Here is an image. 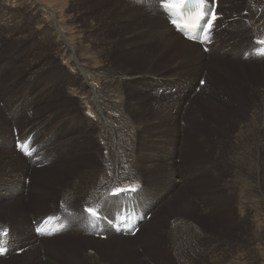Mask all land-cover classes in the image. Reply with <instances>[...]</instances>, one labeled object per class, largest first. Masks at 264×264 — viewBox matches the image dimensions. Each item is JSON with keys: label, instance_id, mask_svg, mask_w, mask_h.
Wrapping results in <instances>:
<instances>
[{"label": "bare ground", "instance_id": "obj_1", "mask_svg": "<svg viewBox=\"0 0 264 264\" xmlns=\"http://www.w3.org/2000/svg\"><path fill=\"white\" fill-rule=\"evenodd\" d=\"M19 1L21 4H24L26 7H28L29 4L32 7L34 6L37 7L39 6V4H41L37 0H19ZM145 1H153V2L158 1L157 4L154 3L158 7H160L161 3H164V6L161 8L162 12L159 9H157L158 8L157 6H155L154 8L155 12L147 11L145 5L148 3H145ZM171 1L172 0H133V2H131L130 5H128L131 6L133 9H135L137 12H139L142 17H139V20L134 21L129 28H126L123 31L122 30L118 31L117 34L118 39L125 44L144 43L145 46H147L148 48H153L154 50L153 52L149 51L146 55L144 54L136 55L135 51L133 50L132 54L134 59L142 60L145 62H151L155 57L156 51L163 53L164 52L162 51L163 49H167L170 46H176L179 47L180 49L173 52L175 53L173 57L171 55H168L165 58L167 59L166 61L167 63H171L168 61L169 60L173 61L174 58H177L178 60L179 58L184 57L185 53L191 55L192 57L190 58H192V60L197 61L195 60L197 57L202 58L206 56L204 53H202V50L206 49V45L208 44L207 47L210 56L212 55L214 56L213 61L212 60L209 61L208 63L209 65L212 62H217V64L218 62L223 64L227 63L230 66H235V64H239V65L250 64L247 63L248 60L244 55L245 53L242 50L240 49H238L237 51L233 50L230 48L231 44L229 42L228 43L220 42L218 40L220 39L219 38L220 36L218 34L217 35L215 34V36H213L214 35L213 31L216 28H218L220 25H222L224 28H227V31L230 36H232L231 33L235 35L237 33V30L236 27L232 25V23L234 22L232 20L233 18L224 20L223 18L226 17L218 18L215 14L216 16L215 22L212 24L208 32L207 40L205 42H201V40L198 39L196 42H190L188 40H185L183 35L180 32H177L170 23V19L172 18V16L167 12L165 8V4ZM207 1H210L209 3L210 5H212V0H205L206 4ZM253 3L256 4L252 5ZM119 4L120 2H116V4L113 3L111 5L110 10H106L105 13L102 14L99 20L94 17L96 19L94 23L93 21L95 19L90 18V16H88L86 20H84L83 23H85L87 27L86 29L80 31L86 33L89 42L91 43L93 37H98V36L101 37L99 42L95 41V44H98V46L94 45L96 47L95 49L89 48L88 45L84 44L81 40H79V38L76 36L73 30L71 33L68 32L69 29L77 28L76 22H79V20L76 21L69 20L65 15L62 14V12H59V10H57L58 12H56L55 9L53 10L50 8V10H52V12L55 15L54 16L55 22L53 23V25L49 27V29H45L42 31V26H39L38 30L36 28L37 31H40L39 36H41V34L45 36L44 37L45 44L50 45V47L47 49L50 50L54 49L57 58L58 59L60 58L61 61L65 60L66 63L68 64L65 70L67 71L66 73H68V76L71 79H67V78L64 79L65 91L62 89L64 91L63 94L59 93L58 95L54 93L52 95H49V98H52L54 103L57 102L59 105L57 107H54L57 108L56 110L50 112V109H48L46 110V112L41 113L38 118L37 111L39 110L38 109L33 110L31 107V104L37 102V100L31 99L30 97L27 98V96L25 98L27 100H25L23 98L25 94L22 95L12 94L14 98L12 97V95L11 97L9 96L7 101L4 100L6 101L4 105L2 104L3 100L0 101V107L2 109L4 108L3 111L2 109H0V129H4L6 127V129L0 131V134L3 136L11 135L12 136L11 140H14L12 135L14 133L12 130L9 133L8 125L9 127L10 124H13L12 126H14V124L17 123L18 118L21 119L23 117L27 119V116L24 117L26 115L25 113L27 110L30 111L28 114L31 116V120H29L27 124H25L26 126L19 125L16 128L14 127L16 129V130L14 129L15 133H17L16 136H18L21 140L18 141V139H16L12 151L4 150L5 141L0 139V149L4 151V152L0 151V176H5L4 178H0V197L11 201H15L16 199H17L16 201L22 199L29 201L31 199L34 202H38L39 199L41 198L43 199L44 194L41 191L40 192L37 191V188L35 190L34 188L31 189L30 187H28L30 185V181L27 184L28 186L25 185V178L27 177L30 178L32 176L31 177L32 180H37L34 181L35 184L38 183L39 185L41 182L44 184L46 183V180L49 176V175L46 176V174L43 172L44 170L54 169L55 171H58V169L60 168L63 169L61 171L54 172V175L58 176L59 174L60 179L64 180L63 182H67L65 188L59 189L58 190L59 192H57L58 194L56 193L58 197L61 196L59 198V201H61V203L59 204V208L53 206V209L48 217H43L42 214L37 213V217H42V219L38 222V225L34 227L33 230L34 233L31 235H29V233L21 235L28 240L27 242L20 243L19 245L20 248H25V251L19 255H13V257L10 258L9 260L1 261L0 263L4 262L3 264H10L12 262H16L17 258L19 259L27 258L31 260V258L33 257V259H35V260L33 259L31 260L34 261L33 264H64L63 262L60 263L58 260L55 261L54 254L51 251L47 255L48 261L47 260L44 261L42 257L40 258L37 257L38 249L33 250L34 248H38L39 246L43 245L41 244L42 241H40V243L36 242L38 239L50 241L62 237L64 235L67 236L69 235L72 238L74 237L78 241H91L93 243L96 242L101 245L102 244L104 245L107 244L108 246L111 245L112 247L114 246L116 252H120V248H122L121 240L128 239L130 241L124 244L128 246L129 250L134 249L131 248L130 245L135 246V238L138 237L142 229L147 226L148 222H145L147 218L146 214L149 211H151L152 216L156 217V215L159 213L160 209L165 203L163 205H160L158 208L157 207L155 208V204H157L158 201H160V198L162 196H165L166 195L165 193L169 191V187L166 185V183H164V179L162 181L157 179L155 184H157L158 182L159 185H162L163 190L160 191V189H158L159 187L156 188L158 185L155 187L154 184L153 196L149 198L148 201L145 200L146 198L144 199L142 197L144 188L146 187L147 184H145L143 179L139 177L138 175L139 171L137 167L139 163L142 164L143 162L148 164V161L152 162L153 159L155 158V155L153 154L151 148L152 145L151 144H150L151 146L147 144L145 145V142L147 140H149L150 143L154 138H156L158 142H161L160 143L161 146L165 144L168 150L166 151L165 154H163V156L165 157L166 160H168L169 164H173V165H170L171 167L169 165H167L169 167H165V166L158 167L156 160H154L152 162V165L146 166L145 172L146 170H148V172L151 171L156 173L157 176H159V174L161 176L162 175L167 176L169 178V183L172 186L171 189L176 188L177 185L182 186L183 181H185L186 179V176L192 177L195 174L197 175L198 171L203 172L206 170V167L204 166V168L202 167L203 169L200 168L199 170H197L196 173H194V169H192L191 167L187 171L186 176H184L183 170L178 169L180 167L176 163L178 159L180 160V162L183 161L182 159L183 134L181 136V131L182 129L189 128V125L186 126L187 125L186 123H184L183 126L182 118H185L190 113L188 112V110L187 111L185 110L187 109V107L191 109L192 106L191 103L198 95L201 94L202 96L203 94H207V90L208 89L211 90L213 88V86L211 85L212 83L208 78V75L206 74L207 81H205L203 87H199L197 84L193 86L194 88H192V90L189 91L188 89L195 83V80L199 76L195 77L194 75L191 77L190 75H186L185 73H183L182 76L180 77L189 76V79H191V81L186 83L183 82V83L174 84L175 82L178 81L180 77H173L175 73L174 74H171L172 72L170 73V71H173L172 69L168 72L164 71L166 70L164 68L161 70L159 69V71L163 72V74L154 75L155 77L151 76L152 74L150 73H145L141 77L140 76L136 77L130 72H128L127 69L125 71L111 70L109 64L110 61L108 60V57L109 56L111 57L110 52L112 50L119 49L118 47H115L114 44L120 41L119 40L113 41L111 39L110 41L105 42L103 38L107 37L108 28H110L113 25L111 24L112 22H108L106 20L111 19V17L113 18L114 14L116 13L119 14V16L115 19L116 22H122V21L124 22L129 19V17L125 16V12L127 10L126 7L121 5L118 8ZM248 4H249V8L247 7ZM245 7L249 10V12L247 11V14L244 15L246 17H241V16L239 17L241 21L240 23L246 25V28L248 27L247 29H249L248 32L254 36V38L250 40L249 45L245 49L255 51L257 55L255 58H257L260 61H264V0H247L245 2ZM138 8L142 9L146 14H152V16L150 17L144 16L143 14L145 13L143 11H140ZM246 8L244 9L246 10ZM155 13H159L160 16L155 15ZM109 14H111L112 16L107 18ZM64 16L66 17L67 22L62 24L61 21ZM232 17H234V15ZM101 23L102 24L104 23V29L98 26ZM38 24L39 22L34 23V25H38ZM107 25H109V27ZM154 25H158L159 29H153ZM141 29H144V31H140ZM17 33L21 34L20 37L21 39L17 42L16 45L9 47L11 50H13L12 51L13 53H9V51L7 52L9 55L8 60L12 61V63L15 64L19 68V70L23 69L24 71H26L27 68H29L30 71H32L33 65L25 64L23 61H22L23 65H20V62L18 63L17 61V59H19L18 55L20 54L23 48L22 42L26 40L27 36L29 35V31L21 30V32L17 31ZM212 40L213 42L211 43ZM246 43L247 42L245 41V39H243V41L234 44L243 46ZM45 49L46 48H44V52ZM118 53L120 52L118 51ZM93 54H96V60L91 61L88 56ZM192 54H194L195 57H193ZM242 57L244 59H241ZM8 60H5L3 63H0V77L1 75L2 76L4 75L5 72L4 64H6V61ZM52 63L55 62L52 60L51 64ZM256 63L258 65L259 64L264 65V62L258 61ZM173 64L175 63L173 62ZM198 64H199V60H198ZM193 65H195L194 62H191L189 64V67ZM45 66L46 65L44 64H36L35 65L36 70L33 71V75H30V79L27 80H29V82L30 81L33 82L34 80L33 78L35 75L37 74L40 75L42 73H45L42 72L43 70L47 69V67L44 68ZM160 67H167V66H160ZM196 68L194 67V69H191V71L196 70ZM17 77L18 74L13 76L9 75L8 77L4 78V82L5 84L7 83L10 84L14 80H16ZM204 77L205 75L202 72V74L198 78L199 81L205 80ZM43 79L46 78L44 77ZM156 79L160 80V82L162 83L163 85V87H161L162 89H164L165 91H167L168 89V92L166 93H170L172 91H177V90L179 91V89L181 88V94H183V99L180 103L179 102L175 103L176 104L175 110L164 109L166 111L162 110L163 112L158 110V114L155 115V117H153L150 115L151 114L150 108L148 109L149 104H147V102L149 101V99L152 100V98H154L153 96L154 94L161 96V98H163L162 96L164 94L161 93L160 90L161 88L159 89L153 86L155 85V83L152 81H155ZM161 80L166 81L167 83L166 82L163 83V81ZM41 85H43L41 89L42 91H46L47 88H49V86H53L49 81L41 83ZM125 87L126 88L135 87L136 90L133 93L128 94L124 91ZM195 87L196 88L198 87L199 89L197 90ZM1 89H6V87ZM156 89L157 91H155ZM194 89L196 92H200V94L198 93V95H196L192 99L190 105H188L186 103V98L191 95V92H193ZM19 90L21 89H18V91ZM187 90L189 92H187ZM250 92L252 93V96H254L259 92V90L256 87H254ZM27 93L28 92H26V94ZM75 98L78 100V102H76ZM140 98L144 99V101L138 100ZM1 99L2 98H0V100ZM48 103H50L49 100ZM73 105H77V108L71 110L72 112L67 113L63 111L65 109H68L70 106H72L71 109H73ZM133 109L135 111H146V112L148 111L149 119L143 118L136 121H132V119H130L132 124L136 125V128H140V131L141 129H144L146 125H148L149 130L152 131V136H147V135L139 136L140 142L138 146L140 147L141 150H144L143 153L141 152L140 160H137V158L135 157L134 148L130 144L133 135L131 133V130L124 129L125 128L124 126L128 124L124 125L123 126L124 128L119 130H120V135L128 136L129 142L124 139L120 142H111V139L115 136V135L113 136L111 132L102 138L97 135L98 133H100L97 131L98 128L100 127V123L109 125V127H113L115 121L117 120V122L124 124L126 122V118L122 116L123 111H126L125 113L128 114V111ZM19 113L21 115H19ZM117 113H119L120 115L119 114L117 115ZM68 114H70V116H68ZM18 115L19 117H17ZM42 115H45L46 119L42 118ZM162 116L166 117L167 119L165 120L170 121L171 124H175V127H173L171 130L169 129L163 130L162 128L164 127L158 126V122H156L155 124L150 123L152 119L157 118L159 119V123L162 124L163 120L161 119H164L162 118ZM249 116L251 117L249 121L245 119L241 122V125L243 127L240 129V133L238 135V138L236 139L237 144L232 145L234 148H230V150L224 155L223 158L224 165L222 169L224 171H228V173H233L234 179L227 181L230 187H234L238 181L240 182V188L238 193L239 199H237V206H238V210L241 212L242 211L245 212V208H247L246 214H250L251 209H256V210H252L253 213L257 212V209L260 210L262 206H264L260 204L261 202H264V199H261L262 201L257 200V196L260 192V189L264 188V185L263 186H261L262 184L259 185L260 183L258 181V179H262V178L264 179V176H262L264 172V165L263 162H262L263 167L261 164H258L259 165L258 166L256 163L257 161H261L262 159L264 160V150H263L264 138H260L261 136L258 132L259 130L261 131V129H264V118L258 103H256L255 101H252V111ZM93 120L96 121L97 123L93 122ZM70 122H72V125H69ZM75 122L76 124H78V126H76ZM84 127H85V131L87 132L86 133L87 136L81 145L84 146L86 144V148L92 150L93 151L92 153H95V157H94L95 162L91 163L90 161L92 165L87 169V171L84 174L85 175L84 177L72 179L71 173L67 174L66 172L67 167L63 164V161L72 151L71 143L74 146L76 144L75 139L77 140V137L74 134L79 136L78 132H84ZM118 127H120V125ZM148 127L146 128V130H148ZM154 127H156V129H153ZM10 129L12 128L10 127ZM173 130L177 131L176 136L171 135V132ZM41 131L44 132V135H40ZM90 135H92V138H90ZM30 137H32V139L35 140V142L32 143V145L29 147V153L24 154L21 153L20 149L17 150L18 148L17 145L20 144L23 146L26 139ZM102 140H105V142H102ZM178 143L180 144L179 145L180 148L178 146ZM94 144L96 145V147H93ZM223 144L224 143L219 141L218 147H215L214 145V147L217 149L213 155L211 154L212 158H216ZM160 148L161 147H157L156 151L158 152ZM240 149H242V152L236 154L235 152L239 151ZM245 149H249L252 152V154L251 155L248 154L249 156L242 158L246 154ZM80 151L81 153H84L86 150L85 149L79 150V152L76 153L77 156H80ZM206 151L209 155L211 148L210 150H206ZM3 153L9 155L10 157L2 156ZM147 153H151L148 159H146ZM261 153L263 154L262 158H260ZM76 154H74V158L77 157ZM229 155L239 158V163H238L239 166L231 162H229V164L233 165V168H229L230 166L228 167L226 165V163H228L229 161ZM171 157H173V159H170ZM242 159L246 166L247 169L246 171L243 170ZM42 164H44L45 166L44 165L41 166ZM61 164L63 166H60ZM162 167H164L166 170H163ZM247 167L250 169H248ZM222 170L219 169V173H224V171L221 172ZM247 172H249L255 178L248 179L246 177ZM13 173H19L21 175L14 178L13 180H9L8 177H10ZM171 176L173 177L175 176L174 179H172ZM240 177H242L243 180H241ZM144 180L146 181L147 179ZM201 182L203 183V181ZM14 187L18 189L19 194H22L21 196H17L16 198H13L15 192ZM117 190H123V191H117ZM26 191H28L27 192L28 197H24L23 195V193ZM255 191H259V192L254 194ZM254 197L256 198V203L251 207L249 206L250 205L249 202L253 201ZM108 200H112V201L106 203ZM79 202L80 204H82V206L77 207L78 205L77 203ZM186 206L190 207L191 205L189 203L188 205L186 204ZM88 209L92 210V212H89ZM100 209L102 210L101 212H99ZM62 210H67L68 213H65L66 216H68L70 212H73L72 218H74L75 221L73 222V224L72 222H68L72 220H69L68 218L66 219V217H64V219L62 220V217L60 216ZM203 211L209 213L210 209L209 208L203 209L202 212ZM134 212H136L139 216H141L144 219V221L140 223V225L137 227V229L134 232L131 233L117 232L109 225L110 220H112L113 222L111 224L116 225L117 228L124 227L126 225V219L128 217H132V214ZM136 218L138 219L137 216ZM238 218L239 220H241L240 216ZM99 220H102L103 222ZM86 221L90 225L87 224L85 226ZM177 221H179L180 223L184 222L186 225L177 224ZM191 221L192 220L183 217H173V220L171 222L172 226L169 229V233L175 230L178 231L177 233L172 234L171 240L167 239V241L169 242V249H170L169 251H173L174 253L173 256L177 257L175 259H177L179 264H181L182 262L188 263V260L187 259L185 260V258L195 257L199 253V250L202 249V248L199 249V244H202L203 239L207 238V235L205 234L202 235L199 233V232L202 233V230L198 229L194 225L195 223L193 224V222ZM43 222H45L47 225L53 224V227L57 228L58 230L54 231L53 234L47 232L44 235L41 234L36 235L35 230ZM252 226L251 227L254 228L253 230L254 236L256 237L260 232V229H256L257 225L255 223H253ZM4 228L6 227L0 225V236H2L3 232L6 230V229L4 230ZM100 228H102L105 232H109L108 234L109 236L102 237L100 234H105V233L99 234L97 231ZM69 231H71L72 234H67ZM97 234L100 236H96ZM223 243L229 244L227 242H223ZM0 247H1L0 250L4 248V246L2 245H0ZM136 248H138V246ZM213 251L211 249H207L208 252L207 255L208 254L209 256L211 255L210 260H212L215 257L216 252L214 251L215 252L214 253ZM12 253L14 252L11 251L10 253V251L7 250L5 254L1 255L0 257L8 256L9 254ZM94 254H92L91 252L85 253V258L83 263L100 264L99 262L96 261L95 259L96 256ZM186 254H188V256ZM166 255L170 256V253L169 254L167 253ZM236 255L239 257L235 259L237 260L241 259L242 261L240 262L237 261L235 262V264H244L245 258L242 256L240 257L239 254ZM149 262L151 264H155L154 261L152 262L150 260ZM212 262L213 261H211V263ZM260 264H264V262H261Z\"/></svg>", "mask_w": 264, "mask_h": 264}, {"label": "rangeland", "instance_id": "obj_2", "mask_svg": "<svg viewBox=\"0 0 264 264\" xmlns=\"http://www.w3.org/2000/svg\"><path fill=\"white\" fill-rule=\"evenodd\" d=\"M37 1L41 3L39 4V6L32 7L29 4V6L26 7L24 4H21L19 0H0V63H3L5 60L9 59L8 58L9 55L7 52L9 51V53H13L12 52L13 50H11L9 47L16 45L17 42L21 39L20 38L21 34L17 33V31L21 32V30H26L29 31V35L27 36L26 40L22 42L23 48L20 54L18 55L19 59H17V61L18 63L20 62V65H23L22 61L25 64L33 65L32 71H30L29 68H27V70L24 71L23 69L19 70V68L15 64H13L12 61L10 60L6 61V64H4L5 65L4 75L3 76L1 75L0 77V98H2L0 101L3 100L2 104L4 105V103L8 100L9 96L11 97L12 94H17V95L25 94V96L23 97L24 99L27 96V98L30 97L31 99L37 100V102L30 104L33 110H37V109L39 110L37 111L39 118L40 114L46 112V110L50 109L51 112L57 109L54 107L59 106L58 103L57 102L54 103L53 99L49 98V95H52L54 93L58 95L59 93L63 94V92L65 91L64 79L65 78L71 79L69 78L68 73H66L67 71L65 70V68L68 66L66 61L65 60L61 61L60 58L59 60L57 58L54 49L51 50L47 49L50 47V45L45 44V40H44L45 36L42 34L41 36H39L40 31H37L39 26H42V31H43L45 29H49V27L53 25V23L55 22V17H54L55 15L52 12V10H50V8L53 10L55 9L56 12H58L57 10H59V12H62V14L65 15L69 20L72 21L79 20V22H76L77 28L69 29L68 32L71 33L73 30V32H75L79 40H81L84 44L88 45V47L92 49L93 48L95 49L96 48L95 46H98V44H95V41L99 42L101 37L100 36L93 37L90 43L86 33L80 31L86 29L87 25L83 22L84 20H86L88 16H90V18L95 17L96 19L99 20L102 14H104L106 10H110L111 5L113 3L116 4V2H120L118 8L121 5L126 7L127 10L125 12V16L129 17L127 21L116 22L115 19L119 16L118 13L114 14L113 18L111 17V19L106 20L108 22H112L111 24L113 25L110 28H108V33L104 32L107 33V37L103 38L105 42L110 41L111 39L113 41L119 40L117 37L118 31L120 30L123 31L124 29L129 28L134 21L139 20V17L142 16L131 6H128L131 4V2H133V0H37ZM217 1L219 7L217 4V8L215 10L216 16L218 18L226 17L223 18L224 20L233 18L232 20L234 22L232 23V25L236 27L237 33L235 35L231 33L232 36H230L227 31V28H224L222 25H220L218 28H216L213 31L214 34L213 36H215V34L216 35L218 34L220 36L219 37L220 39H218L220 42H227V43L229 42L231 44L230 47L231 49L236 51L238 49L242 50L245 53L244 55L248 60L247 63H250L251 65L235 64V66H230L227 63L223 64L219 62L218 64L217 62H212L209 65L208 64L209 61L211 60L213 61L214 56L213 55L210 56L208 47H206L205 50H202V53H204L206 56L202 58L197 57L195 59L197 61L192 60V58H190L192 56L189 55L188 53H185L187 55L184 54V57L179 58L178 60L177 58H174L173 61L172 60L168 61L171 63H167L166 62L167 59L165 58L168 55H171L173 57L175 55V53L173 52L180 49L179 47L176 46H170L167 49H163L162 50L164 51L163 53L156 51L154 59L151 62H145L142 60L134 59L132 51L134 50L136 55L139 54L146 55L149 51L153 52L154 51L153 48H148L147 46H145L144 43L125 44L122 43L120 40H119L120 42H116L114 44V46L118 47L119 49L112 50L110 52L111 57L110 56L108 57V60L110 61L109 64L111 70L125 71L127 69L128 72H130L136 77L137 76L141 77L145 73H150L152 74L151 76L163 74V72L159 71V69L161 70L163 68L166 69L164 70L166 72L172 69L174 72L170 71V73L171 72H172L171 74L175 73L173 77H180L182 76L183 73H185L186 75H190L191 77L194 75L195 77L196 76L200 77V75L203 72L205 75L204 77L205 80L199 81L198 79L199 77H198L197 78L198 80L196 79L195 83L188 89L189 91L192 90V88H194L193 86L197 84L199 87H203L205 81H207L206 76L208 75V78L210 79L213 88L211 86L212 89L211 90L208 89L207 94H203L202 96L200 92H196L194 89V91L191 92V95L186 98V103L190 105L192 99L196 95H198V93L200 94L191 103L192 104L191 109L187 107V109L185 110V111L188 110V112L190 113L185 118H182L183 126L184 123H186L187 124L186 126L189 125V128L182 129L181 131V136L183 134V140H182L183 161L180 162V160L178 159L176 163L180 167L178 169L183 170L184 176H186L187 171L191 167L192 169H194V173H196L197 170H199L200 168L202 167L204 168V166L206 167V170L203 172L198 171V174L197 175L195 174L192 177L186 176V179L185 181H183L182 186L177 185L176 188L171 189L172 186L169 183V178L167 176L164 175L161 176L160 174L159 176H157L156 173L151 171L148 172V170H146L145 172L146 166L152 165V162L154 160H156L158 167L159 166L169 167L170 165H173V164H169L168 160H166L165 157L163 156V154H165L166 151L168 150L165 144L161 146L160 145L161 142H158L156 138H154L150 143L149 140H147L145 142V145L146 144L149 146L152 145L151 148L153 154L155 155V158L153 159L152 162L148 161V164L143 162L142 164L139 163L140 165L138 164L137 167L139 171L138 175L140 178L143 179L145 184H147L146 187L144 188L142 197L144 199L146 198L145 200L148 201L149 198L153 196L154 184L157 179L161 181L164 179V183H166V185L169 187V191H167V193H165L166 195L162 196L160 198V201H158V203L155 204V208L156 207L158 208L159 205H163L165 203L160 209L159 213L156 215V217L152 216L151 211L147 210L149 211L148 213L150 217L146 218L145 220V222H148L147 226L144 227L140 232V234L138 235V237L135 238V246L130 245V247L134 249L129 250L128 246L124 244L130 241L128 239L121 240L122 248H120V252H116L114 246L112 247L111 245L108 246L106 244L107 245L106 246L104 244L101 245L99 243L96 242L93 243L91 241H78L74 237L72 238L69 235L68 236L64 235L62 237L50 241L38 239L36 242L40 243V241H42L41 244H43L42 246L33 249V250L38 249L37 251L38 258L42 257L44 261L46 260L48 261L47 255L51 251L54 254V258H55L54 260L55 261L58 260L60 263L63 262L64 264H85L83 263L85 258V253L91 252L92 254L95 253L94 254L96 256L95 259L100 264H151L149 262L150 260L152 262L154 261L155 264L156 263L179 264L177 259H175L177 257L173 256L174 254L173 251H169L170 250L169 242L167 241V239L171 240L172 234L178 232L177 230H175L169 233V229L172 226L171 222L173 220V217H183L192 220L191 222H193V224L195 223L194 225L198 229L202 230V233L201 232L199 233L202 235L203 234L207 235L206 239L208 240L203 239L202 244H199V249L202 248L201 250H199V253L195 257L185 258V260L186 259L188 260V263L182 262L181 264H221V263L235 264V262L237 261L238 262L242 261L241 259L238 260L235 259L239 257L236 254H239L240 257L242 256L245 258L244 264H260L261 262H264V206H262L260 210L257 209V212L254 213L252 212V210H256V209H251L250 214H246L247 208H245V212L239 211L237 206V199H239L238 193L240 188V182L238 181L234 187H230L227 181L234 179L233 173H228V171L222 170L224 165L223 163L224 155L230 150V148H234L232 145L237 144L236 139L238 138L240 129L243 127L241 125V122L245 119L248 121L251 119L249 115L252 111V101L258 103L264 118V65L259 64L260 65L259 66L256 63L258 61L259 62H264V61H260L257 58H255L257 56L255 51L245 49L249 45L250 40L254 38V36L248 32L249 31V29H247L248 27L246 28V25L240 23L241 21L239 19L240 16L246 17L244 15L247 14V11L249 12V10L245 7V2L247 0H217ZM145 3H148L145 5L147 11L155 12L154 8L157 5H155L154 3L157 4L158 1L155 2L145 1ZM162 4L163 3L160 4V7L157 6L158 7L157 9H159L160 11L162 8ZM255 4L256 3H253L252 5ZM247 7L249 8V4L247 5ZM244 8H246V10ZM139 10L143 11L142 9ZM143 15L149 17L152 16V14H146V13ZM155 15L160 16L159 13H155ZM233 15L234 17H232ZM65 16L62 18L63 21V22L61 21L62 24L67 22ZM110 16L112 15L109 14L107 18H109ZM96 19L93 21V23L96 21ZM36 22H39V24L34 25V23ZM98 26L104 29V23L103 24L101 23ZM107 26L109 27V25ZM153 29H159V26L154 25ZM140 31H144V29H141ZM243 39H245V41L247 42L245 45L242 46V45L234 44L243 41ZM212 42L213 40L211 41V43ZM44 48H46L45 52H44ZM118 51L120 53H118ZM192 55L193 57H195L194 54ZM88 57L91 61L96 60V54L89 55ZM241 59L244 58L242 57ZM52 60L55 63L51 64ZM198 60H199V64H198ZM173 62L175 64H173ZM191 62H194L195 65L189 67V64ZM36 64H44L46 65L44 68L47 67V69L42 71L45 73H42L40 75L38 74L35 75L33 78L34 79L33 82L32 81L29 82V80L27 79H30V75H33V71L36 70L35 67ZM160 66H167V67H160ZM202 66L204 67V70ZM194 67L195 68L197 67L196 70L191 71V69H194ZM16 74H18L16 80H14L10 84L8 83L5 84L4 78L8 77L9 75L13 76ZM44 77L46 79H43ZM46 81H49L53 86H49V88H47L46 91H42L41 89L43 85H41V83H44ZM189 81H191V79H189V76H184V77H180L178 81L175 82L174 84L183 83V82L186 83ZM152 82L155 83V85H153L154 87H157L159 89L163 87L160 80L156 79L155 81ZM165 82L166 81H163V83ZM4 86L6 87V89H1V88H5ZM254 87H256L259 90V92L254 96H252V93L250 91ZM125 88L124 91L128 94L133 93L136 90L135 87H127L126 89ZM18 89L21 90L18 91ZM196 89L198 90L199 88L197 87ZM160 90L161 93H164L162 96L163 98H161V96L157 94H154L153 95L154 98H152V100L149 99V101L147 102V104H149V106L147 105L148 109L150 108V113H151L150 115L153 117H155V115L158 114V110L160 111L164 109L175 110L176 108L175 103L177 102L180 103L183 99V94H181V88L179 89V91L178 90L172 91L170 93H166L168 92V89L167 91H165L162 88ZM188 90L187 92H189ZM240 90H242L243 92ZM155 91H157V89ZM26 92L28 93L26 94ZM12 97L14 98L13 95ZM48 100L50 103H48ZM75 100L76 102H78L76 98ZM138 100L144 101V99L142 98ZM71 108L72 106H70L68 109H65L63 111L67 113L72 112L71 110L76 109L77 105H73V109ZM0 109L2 108L0 107ZM29 112L30 111L27 110L25 113L26 115L24 116V117L27 116V119L23 117L21 119L18 118L17 123L14 122L15 123L14 126H12L13 124H10V127L12 129H10L8 125L9 133L11 132V130L14 133L12 134L14 140H11L12 137L11 135L3 136L0 134V139L5 141L4 150L12 151L16 139H18V141L21 140L18 136H16L17 133H15L14 129L19 125L26 126L25 124H27V122L31 120V116L28 114ZM125 112L126 111H123L122 114V116L126 118V122L124 124L117 122V120L115 121L116 124L114 123L113 127H109V125L100 123V127L97 130L100 133H98L97 135L102 138L111 132L113 136L114 135L116 136V137L114 136L111 139V142H120L123 139L129 142L128 136L120 135L119 129L125 127L124 129L131 130V133L133 135L130 144L134 148L135 157L137 158V160H140L141 152L143 153L144 150H141L140 147L138 146L140 142L139 136L141 135L152 136V131L149 130V127L146 124H145L146 125L145 128L141 129L140 131V128H136V125L132 124L130 119H132V121H136L143 118L149 119L148 117L149 112L135 111L134 109L128 111V114ZM118 114L119 113H117V115ZM19 115L21 114L19 113ZM19 115L17 117H19ZM68 116H70V114H68ZM42 118L46 119V116L42 115ZM162 118H164L161 119L163 120L162 124L159 123V119L157 118L152 119L153 121L151 120L150 123L155 124L156 122H158V126L165 128V129L162 128L163 130H168V129L171 130L173 127H175V124H171L170 121L165 120L167 119L166 117L162 116ZM93 122L97 123L94 120ZM69 125H72V122H70ZM119 125L120 127H118ZM76 126H78V124H76ZM147 127L149 131L146 130ZM4 129H6V127ZM4 129H0V131H3ZM153 129H156V127H154ZM258 132L261 136L260 138H264V129H261V131L259 130ZM78 133L79 136L74 134L77 137V140L75 139L76 142L75 146L71 143V150L73 152L71 151L66 157V159H64L63 161V164L67 167L66 172L67 174L71 173L72 179L84 177L85 172L92 165L91 163L95 162V158H94L95 153H92L93 152L92 150L87 149L86 144L84 145L85 147L81 145L87 136L85 127H84V132H78ZM176 134H177L176 130H173L171 132V135L173 136H176ZM40 135H44V132L41 131ZM90 138H92V135H90ZM219 141H221L224 144L221 147L220 151L218 152L216 158H212L211 156L215 153L217 149L215 147L219 146L218 145ZM102 142H105V140H102ZM180 144L178 143V146ZM93 147H96V145L94 144ZM157 147H161L158 152L156 151ZM210 148L211 151L209 152L208 155L206 150H210ZM82 149H85L86 151L84 153H81L80 151V156H77L76 153H78L79 150ZM17 150L19 149L17 148ZM245 150H246V154L242 158H245L252 154V152L249 149H245ZM0 151L4 152L1 149ZM239 152H242V149H240L235 153L238 154ZM74 154H76L77 156L76 158H74ZM150 155L151 153H147L146 159H148ZM2 156L10 157L5 153H3ZM262 157L263 154L261 153L260 158ZM170 159H173V157H171ZM229 162L239 166L238 157H233L232 155H229V161L228 163H226V165L228 167L230 166L229 168H233V165L229 164ZM262 162L264 165L263 159L261 161H257L256 163L257 165L258 164L262 165ZM199 164H201L202 166ZM43 165L44 164H42L41 166ZM60 166L63 165L61 164ZM242 166H243V170L246 171L247 169L243 162V159H242ZM162 168L163 170H166L164 167ZM219 169L222 170L221 172L224 171V173H219ZM61 170L63 169L61 168L58 169V171ZM58 171H55L54 169L44 170L43 172L46 174V176L49 175L46 180V183L44 184L42 182L39 185L38 183L35 184L34 181L37 180H32L31 178L32 176L30 178L28 177L25 178L26 186H28L27 184L30 181V185L28 187H30L31 189L34 188L35 190L37 188V191L39 192L41 191L44 194L43 199L42 198L39 199L38 202H34L31 199H30L31 201L29 200L31 203L29 201H26L25 199L19 201H16L17 200L16 199L15 201H11L0 197V225L6 227L4 228V230L5 229L6 230L3 232V235L0 236V245L4 246L3 248L4 253L7 250H9L10 253L11 251L14 252L12 254H9L8 256L0 257V262L9 260L10 258L13 257V255H19L25 251V248H20L19 245L20 243H25L28 240L21 235L28 233L29 235L33 234L34 227L42 219V217H37V213L42 214L43 217H48L53 209V206L59 208V204L61 203V201H59V198L61 196L58 197L57 192H59L58 191L59 189L65 188L67 182H63L64 180L60 179L59 174L58 176L54 175V172H58ZM19 175L21 174L13 173L10 177H8V179L13 180ZM262 176H264V172ZM4 177L5 176H0V178H4ZM171 177L172 179H174L175 176L174 177L171 176ZM246 177L248 179L255 178L249 172H247ZM240 178L241 180H243L242 177ZM144 179L147 180L145 181ZM201 181H203V183ZM258 181L260 183V184L258 183L259 185L261 184H262L261 186L264 185L263 178L258 179ZM155 187L156 188L159 187L158 189H160V191L163 190L162 185H159L158 182L157 184H155ZM27 192L28 191L23 193L24 197H28ZM257 192L259 191H255L254 194ZM21 195L22 194L18 193V189L15 188L13 198H16L17 196H21ZM261 199H264V188L260 189V192L257 196L258 201H262ZM110 201L112 200H108L106 203ZM189 203L191 206L190 207L186 206V204L188 205ZM255 203H256V198L254 197L253 201L249 202L250 204L249 206L252 207L253 205H255ZM77 204H78L77 207L82 206L80 202ZM260 204L264 205V202H261ZM207 208L210 209L209 213H206V211L202 212L203 209H207ZM101 209L99 210V212L102 211ZM65 213H68L67 210L61 211L60 216L62 217V220L64 219V217H66V219L68 218L69 220H72L68 222H72L73 224V222H75L74 218H72L73 212H70L68 216H66ZM239 216L241 217V220H239L238 218ZM99 221L103 222L102 220ZM253 223L257 225L256 229H260V232L256 237L254 236V232H253L254 228H252ZM87 224L89 223H87L86 221L85 226ZM177 224H185V223L184 222L180 223L179 221H177ZM97 232L99 234L105 233V234H100L102 237L109 236L108 235L109 232H105L102 228H100ZM67 234H72V232L69 231ZM100 235L97 234L96 236H100ZM223 242H227L229 244ZM137 246L138 248H136ZM207 249H211L212 251L214 249V251L216 252L215 253L213 251L215 253V257L212 260H210L211 255L210 256L209 254L207 255L208 253ZM4 253L0 255H4ZM167 253L168 254L170 253V256L166 255ZM186 255L188 256V254ZM32 259L33 257L31 258V260ZM31 260L27 258L25 259L17 258L16 262H12L10 264H30V263L33 264L34 261ZM211 261L213 262L211 263ZM3 263L4 262L0 264Z\"/></svg>", "mask_w": 264, "mask_h": 264}, {"label": "snow or ice", "instance_id": "obj_3", "mask_svg": "<svg viewBox=\"0 0 264 264\" xmlns=\"http://www.w3.org/2000/svg\"><path fill=\"white\" fill-rule=\"evenodd\" d=\"M215 19V17L213 16V18L212 19H209V21H208V25H209V28H211V26H212V24H213V20ZM117 191H123V190H117ZM89 212H92V210H88ZM93 214H95V213H93Z\"/></svg>", "mask_w": 264, "mask_h": 264}]
</instances>
